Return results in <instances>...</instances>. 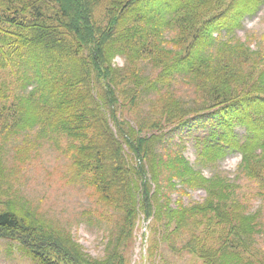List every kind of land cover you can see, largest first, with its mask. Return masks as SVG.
<instances>
[{
  "label": "trees",
  "instance_id": "16d2710c",
  "mask_svg": "<svg viewBox=\"0 0 264 264\" xmlns=\"http://www.w3.org/2000/svg\"><path fill=\"white\" fill-rule=\"evenodd\" d=\"M263 8L264 0H0V47L32 71L22 88L34 85L10 103L12 89L0 86V185L17 175L5 146L40 128L41 140L68 141L75 176L121 216L114 248L143 214L187 232L183 249L205 264H264L252 247L264 231L261 211L250 212L218 171L241 155L238 173L264 202V45L239 35ZM145 109L148 117L126 116ZM172 127L193 136L200 169L182 141L168 147ZM30 153L18 160L28 163ZM205 168L219 173L208 178ZM201 189L206 200L185 206L181 197ZM0 238L19 242L37 264H126L117 253L91 258L69 231L12 200H0Z\"/></svg>",
  "mask_w": 264,
  "mask_h": 264
},
{
  "label": "rangeland",
  "instance_id": "374dc122",
  "mask_svg": "<svg viewBox=\"0 0 264 264\" xmlns=\"http://www.w3.org/2000/svg\"><path fill=\"white\" fill-rule=\"evenodd\" d=\"M248 34L253 40L254 49L264 45V8L257 17L247 20L245 30L239 32L242 39H246ZM0 49V86L6 83L12 89L10 103L16 93L27 95L33 90L34 85L27 90L22 88L24 80H28L32 71L23 65L22 59L12 49L7 46ZM125 63L123 57H117L114 61L117 67H124ZM146 69L152 73L151 67L147 66ZM4 103L5 100L0 101V107ZM133 115L134 118H131L126 114L131 122L138 115L148 117L149 111L135 110ZM40 131L37 128L29 135L22 133L5 146L6 168L11 172L15 169L17 175L14 177L8 173V179L0 185L1 201L12 200L17 208L34 210L46 222L69 231L93 259L105 260L108 255L117 253L126 260V264H205L198 256L183 249L190 240L187 232H173L176 224L170 230L165 229L167 218L159 224L155 218L141 214L132 238L114 248L120 232L121 216L115 210L99 205L84 180L75 176L70 160L63 153L68 141L62 138L58 146L56 134L50 135L48 140H41ZM164 131L167 132L168 147L175 148L173 144L182 141L180 149L183 155L193 167L200 169L193 136L179 128L172 127ZM192 133L196 135V132ZM31 145L36 148H31ZM26 153H30L31 160L22 164L18 157L22 155V158H26ZM241 161V155L230 156L220 163L218 171L235 183L237 199L246 204L250 212L261 211L264 222V202L257 196L256 183L238 173ZM218 171L203 169L208 178ZM180 197L177 193L171 195L174 209ZM181 198L185 206L189 207L203 203L207 193L203 189L189 190L188 195ZM154 228L158 229L156 235ZM252 247L254 253L264 251V231L252 240ZM0 264L37 263L27 256L19 242L0 238Z\"/></svg>",
  "mask_w": 264,
  "mask_h": 264
}]
</instances>
